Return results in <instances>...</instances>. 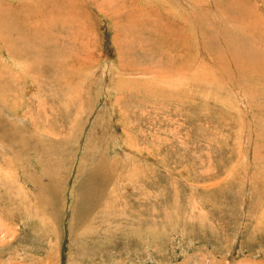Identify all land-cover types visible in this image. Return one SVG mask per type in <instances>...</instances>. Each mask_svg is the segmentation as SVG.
Returning a JSON list of instances; mask_svg holds the SVG:
<instances>
[{"label":"rangeland","instance_id":"obj_1","mask_svg":"<svg viewBox=\"0 0 264 264\" xmlns=\"http://www.w3.org/2000/svg\"><path fill=\"white\" fill-rule=\"evenodd\" d=\"M246 1L0 0L30 31L0 32V264H264Z\"/></svg>","mask_w":264,"mask_h":264},{"label":"bare ground","instance_id":"obj_2","mask_svg":"<svg viewBox=\"0 0 264 264\" xmlns=\"http://www.w3.org/2000/svg\"><path fill=\"white\" fill-rule=\"evenodd\" d=\"M3 1V0H2ZM182 2H185L186 0H181ZM237 1H239V0H237ZM244 1H246V0H244ZM247 2H249V1H246V3ZM244 3V2H243ZM263 3H264V1H263ZM11 4V3H10ZM9 4V8L11 9V8H13L11 5ZM243 5V4H242ZM262 5V4H261ZM18 6V5H17ZM2 8H5V9H7L6 8V6H2ZM2 8L0 7V13H2L3 11H2ZM20 10H21V8H20ZM19 10V11H20ZM227 11V10H226ZM15 12H18V9H16L14 12H13V9H11L10 11H9V16H8V18H12V21L11 22H7V21H9V20H5V19H7V16H4L3 17V15H0V32L1 33H3V32H8V31H10V29L8 28V26L10 27V26H14V24H16L15 26H16V28H19V29H23L24 30V33L23 34H21V35H25L26 33V35H30V31L29 30H27V28L26 27H28L27 25H26V22H25V20L26 19H24V18H22V17H19L18 16V13H15ZM232 15V14H231ZM256 20H258V17H257V19ZM16 21H18V22H21V24L20 23H16ZM25 23V24H24ZM256 24L257 25H255V28H258L259 29V27L261 26V27H264L263 26V24H261L260 26L258 25V23L256 22ZM254 27V26H253ZM260 27V28H261ZM260 30V29H259ZM27 31V32H26ZM251 31V30H250ZM257 31V30H256ZM261 31V30H260ZM251 33V32H250ZM3 34H5V33H3ZM6 35V34H5ZM258 39V38H257ZM10 40V39H9ZM28 41V39L27 38H24V37H22L21 38V42H23V43H25V42H27ZM41 43H42V41H40ZM33 43H36V41L35 42H33ZM0 44H3V46H2V49L5 47L7 50H9L11 53H13L14 55L13 56H10L12 59L11 60H14V61H16L15 59H17V58H20V56H22V55H20L19 53H17L16 51H15V45L14 44H12L10 41H8V39L6 38H1L0 39ZM261 44H262V42H261ZM34 45V44H33ZM32 45V46H33ZM263 46V45H262ZM36 48H37V46H36ZM40 48V47H39ZM43 48H40L39 50H42ZM1 50V49H0ZM32 50H34V48L32 49ZM36 50V49H35ZM38 50V49H37ZM36 50V51H37ZM22 51H24V50H22ZM0 52H2V50L0 51ZM39 58V57H38ZM21 59V58H20ZM4 61V60H3ZM14 61H11V62H14ZM43 70V69H42ZM10 71V70H9ZM0 81H2V80H0ZM1 87V86H0ZM103 167V164L102 163H100V162H98L97 164H96V167H94V169L92 170V172L87 176V179L85 180L86 181V184H88V183H90V182H92V181H94L95 179H97V177L99 176V173L101 172V168ZM91 171V170H90ZM103 172V171H102ZM101 172V173H102ZM84 185V184H83ZM80 188H81V186H80ZM85 190V188H81V190H80V194H79V196L80 197H83L84 196V193H83V191ZM98 202V197H95L94 195H93V193L91 192L90 194H88V196H87V198L85 199V202L84 203H81V202H78V203H76V207H78V210H79V214H80V220L83 218V211H84V209L86 208V207H88V206H92V205H95L96 203Z\"/></svg>","mask_w":264,"mask_h":264}]
</instances>
